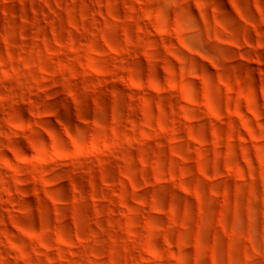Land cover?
<instances>
[{"label": "rangeland", "instance_id": "rangeland-1", "mask_svg": "<svg viewBox=\"0 0 264 264\" xmlns=\"http://www.w3.org/2000/svg\"><path fill=\"white\" fill-rule=\"evenodd\" d=\"M0 264H264V0H0Z\"/></svg>", "mask_w": 264, "mask_h": 264}]
</instances>
